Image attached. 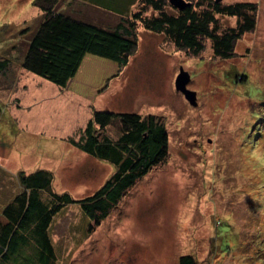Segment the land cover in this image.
Here are the masks:
<instances>
[{
	"label": "rangeland",
	"instance_id": "1",
	"mask_svg": "<svg viewBox=\"0 0 264 264\" xmlns=\"http://www.w3.org/2000/svg\"><path fill=\"white\" fill-rule=\"evenodd\" d=\"M182 1L189 7L135 0L129 11L137 46L126 67L85 56L61 89L21 68L43 12L34 0H0V59L10 61L0 73V210L18 192L20 171L50 172L52 192L73 199L103 185L114 167L70 143L94 112L165 117L168 157L105 220L89 223L78 205L55 215L50 236L57 264H177L182 255L196 264H264V0ZM238 4L254 27L235 40L228 59L213 54L209 39L192 54L142 24L190 8L213 14L211 29L222 35L244 23L242 15L219 13ZM84 5L58 0L56 8L77 19ZM104 16L96 22L114 25L119 18ZM180 69L190 76L196 107L175 90ZM120 134L117 121L106 129L113 140ZM88 225L95 226L89 234Z\"/></svg>",
	"mask_w": 264,
	"mask_h": 264
},
{
	"label": "trees",
	"instance_id": "2",
	"mask_svg": "<svg viewBox=\"0 0 264 264\" xmlns=\"http://www.w3.org/2000/svg\"><path fill=\"white\" fill-rule=\"evenodd\" d=\"M79 1L85 3L79 10L82 16L79 20L57 10L58 0H34L33 3L43 16L27 42L21 68L61 89L75 77L85 56L102 58L124 68L137 46L136 17L131 18L129 11L135 0H123L122 4L121 0ZM244 7L238 4L220 10L219 13L228 11L227 15L244 16L243 24L222 35L211 29L216 21L213 14L197 13L190 8L176 17L162 13L142 24L150 32L164 34L177 49L192 54L202 51L201 39H209L213 54L228 59L232 57L233 41L254 27V21L241 11ZM105 13L118 16V21L114 25L96 22L101 15L106 18ZM90 14H95L96 20L89 19ZM9 63V59H0L1 74L6 72ZM116 121L121 126V134L113 140L106 135V129ZM70 143L85 155L113 166V174L91 195L73 199L67 193L52 192V174L48 171L18 172L14 180L19 190L10 199L4 198L0 210L3 217L0 221V264H57L50 236L56 214L69 205H78L89 223L98 225L136 181L168 157L165 117L157 115L94 112L78 141ZM94 227L88 225L86 233H91ZM219 239L218 234L213 238L214 247ZM177 264L196 262L191 255H182Z\"/></svg>",
	"mask_w": 264,
	"mask_h": 264
},
{
	"label": "water",
	"instance_id": "3",
	"mask_svg": "<svg viewBox=\"0 0 264 264\" xmlns=\"http://www.w3.org/2000/svg\"><path fill=\"white\" fill-rule=\"evenodd\" d=\"M216 1H220V0H216ZM170 4L180 10L189 7L188 4L184 3L182 0H170ZM189 81H190L189 74L184 72L182 69H180V73L178 74L175 80V90L181 93L185 98V100L191 106L196 107L197 106L196 93L190 91L187 88V84H189Z\"/></svg>",
	"mask_w": 264,
	"mask_h": 264
},
{
	"label": "flooded vegetation",
	"instance_id": "4",
	"mask_svg": "<svg viewBox=\"0 0 264 264\" xmlns=\"http://www.w3.org/2000/svg\"><path fill=\"white\" fill-rule=\"evenodd\" d=\"M219 2V1H218ZM243 5V4H242ZM235 40L233 41V44H234ZM233 52H234V49H233ZM232 57H233V53H232Z\"/></svg>",
	"mask_w": 264,
	"mask_h": 264
},
{
	"label": "crops",
	"instance_id": "5",
	"mask_svg": "<svg viewBox=\"0 0 264 264\" xmlns=\"http://www.w3.org/2000/svg\"><path fill=\"white\" fill-rule=\"evenodd\" d=\"M78 19V18H77ZM79 20V19H78Z\"/></svg>",
	"mask_w": 264,
	"mask_h": 264
}]
</instances>
